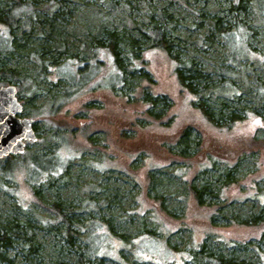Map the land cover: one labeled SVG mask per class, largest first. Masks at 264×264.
<instances>
[{
  "label": "rangeland",
  "instance_id": "rangeland-1",
  "mask_svg": "<svg viewBox=\"0 0 264 264\" xmlns=\"http://www.w3.org/2000/svg\"><path fill=\"white\" fill-rule=\"evenodd\" d=\"M34 2L39 21L24 50L49 37L65 47V55L51 57L56 61L44 72L21 48L0 57V68H16L24 77V84L3 85L24 89L18 90L19 117L35 121L38 138L27 142L25 163L19 161L16 169L5 157L0 160V225L24 230L9 232L0 264H219L206 261L219 254L237 263L264 264V228L251 220L264 217V0L255 6L254 0H64L52 18L47 0ZM151 16L170 26L168 55L154 50L150 56L148 39L134 29L150 32ZM113 28L126 40L140 41L137 70L120 54L119 71L98 43L103 30ZM222 30L240 49L236 58ZM73 54L84 69L66 65ZM176 68L186 77L189 68L197 70L199 79L193 81L200 85L194 92L205 86L216 90L217 98L202 101L224 115L234 112L236 120H223L226 127L208 122L194 104L196 94L181 86ZM146 71L159 96L153 115L134 103L140 86L148 98L153 95ZM119 73L121 87L115 85ZM73 74L80 82L58 107ZM162 109L167 113L157 116ZM189 125L193 147L187 156L177 155V144L169 152L177 132ZM126 128L129 138L119 136ZM38 156H48L53 167L63 165L62 171L46 175ZM192 186L204 190L199 198ZM56 202L77 232L69 239L68 225L51 209Z\"/></svg>",
  "mask_w": 264,
  "mask_h": 264
},
{
  "label": "trees",
  "instance_id": "trees-1",
  "mask_svg": "<svg viewBox=\"0 0 264 264\" xmlns=\"http://www.w3.org/2000/svg\"><path fill=\"white\" fill-rule=\"evenodd\" d=\"M64 1V0H47V3L45 5V10L48 11L46 13H50L51 16L49 18L55 17V15L57 14V12H54L55 7H57L58 3ZM257 0H254L253 6H255V2ZM34 4V5H33ZM38 8L35 6V2L34 0H2V3L0 4V57L4 56H9L12 55L13 52L19 51V49L21 48V50L25 51L23 47H26L27 44L29 43V41L27 42V40L29 39L28 37H30L31 33H32V27L35 24V22L39 21L38 18ZM107 14V13H106ZM109 15V14H107ZM40 23H47L48 19H45V21L43 19H40ZM137 26V24H136ZM150 28L148 32V30H144L141 27H134V29H138L139 31L142 32V34L148 39V49L152 52L150 56L153 55V51L154 50H158V51H162L164 54H170V50L172 48L171 46V41L167 38V34L168 31L170 29V26L164 21H157L155 20V18L153 16H151L150 18ZM103 36H104V40H100L98 41V43L104 48V50L109 51L107 53H110L113 58L115 59L116 63H118L120 70L123 72V68H122V59L120 58V54L125 55V57H128L132 60L133 64L137 63L136 60H139V51H138V45H140V41L139 40H134L133 38L130 40L127 38L126 40V36H124L123 32H119V30L113 28V30H103ZM225 40L227 41V43H229V45L231 46V50H232V54L233 56H235L236 58V53L239 52L240 53V49H236V46L232 43V39L230 40L231 35L229 34L228 36L225 35V30L221 31ZM125 34V33H124ZM125 38V39H124ZM49 37H45L42 40V43L40 46H37L35 49H29V51H25L33 60V62L35 63V65L37 67H41L44 70H46L48 68V64H54L56 60H58L60 57H64L65 55V47H63L60 43L56 42V41H49ZM21 41H23V44L21 43ZM107 43V44H105ZM130 43V44H128ZM107 45V46H105ZM130 46V47H128ZM126 47V48H125ZM124 49H127L124 51ZM53 52H57V55H53L50 53ZM88 53L91 55L92 59L96 58V53L95 52H89ZM50 55V56H49ZM54 60L53 62V59ZM143 60V58L141 59V61ZM241 59L239 58L236 61H240ZM81 60L78 57V54H73V56L71 58H67L66 60V65H74V66H83L84 69V62H80ZM96 63H101L100 66H103L105 63L104 61H100V59H95L94 60ZM94 62V63H95ZM188 65V64H187ZM35 66V67H36ZM135 70H137L138 66L135 64ZM49 69V68H48ZM139 69H143L142 67ZM177 68H176V72H177ZM53 71V70H52ZM188 71L190 72V76L186 77L184 76L183 72L181 71V69L179 68V72L176 73V76L178 78L179 76V80L181 83V86L183 88H185V91L188 92H192L194 94H196L195 96L198 97L197 98V102L195 101L194 104L197 103L201 115L211 124H213L214 126L217 127H221L225 124H221V122L223 120H229V121H235L236 120V116L234 112H231L229 114H223L222 112L220 113V111L218 109H213V106H209L208 103H204V101H202V99H206V98H217L219 96V93L216 92V90H207V86H205L204 89L194 92V90L196 89L195 87H199L200 82H194L196 80L199 79V73L197 70H191V68L188 69ZM42 72V73H43ZM81 80H83L84 75L85 74H81ZM120 77L118 78L119 80L115 83V85L121 87L120 85V79L123 78V74L119 73ZM44 76V74L42 75ZM150 76V71H146L145 73V84H149L148 86H151L152 89L154 88V92H150L153 95L150 96V98H148L147 95V91L145 90L144 86H140L138 88V95H135L136 100L134 101V103H136V106H142V110L143 112H147L150 115H153L154 111L153 109L155 108V100L158 101L159 96L158 94H156V89H155V83L156 80L155 78H153L151 80ZM24 77L22 78L20 73L18 72V70L16 68H12V67H6V66H2L0 68V84L2 86L4 82L6 83H10V82H20L22 84H24L25 81H23ZM189 79H191L192 81H189ZM188 80V81H187ZM194 80V81H193ZM126 81V80H124ZM80 80L78 78L77 75H69V79H67V83L68 86L67 88L64 89L63 94L61 96H59V100L62 102L59 104L58 107H62L66 104L67 101H69L75 92V83L79 84ZM154 84V85H153ZM1 86V87H2ZM21 89V91H23L24 89L22 88H18V90ZM151 89V90H152ZM191 89V90H190ZM117 90V89H116ZM114 90V92L116 93L117 96H122L123 98H127V102L131 101L130 99L132 98L130 95L124 96V94L121 92H118ZM82 94V93H81ZM225 97H233L232 94H225ZM154 97V98H153ZM126 100V99H125ZM94 102V101H93ZM129 104V103H128ZM52 105H54V103H52ZM213 109V110H212ZM163 113H167L164 112V110L162 109L160 112L157 113V116L161 117V115ZM142 124V123H141ZM139 123V126H142ZM131 127V126H130ZM194 128V126L189 125L188 127L181 129L177 132V140L175 144H170L168 145V151L169 152H173L174 150V146L176 145L177 149H179L178 154L177 155H185L186 151L188 148L193 147L192 145L189 146V139H190V134H191V130ZM35 129V128H34ZM70 128H68L69 130ZM143 129V128H142ZM129 131L128 130H123L121 132V136L123 137H127L129 138V136L127 135ZM108 134V133H107ZM111 134V133H110ZM139 134V133H138ZM112 135V134H111ZM203 142V141H202ZM200 145L196 144V148L200 149ZM195 148V149H196ZM250 150H254L255 148L253 147H247ZM243 153H245L246 151H242ZM23 155L14 157V156H9L7 158H5L6 160V165H11L13 169H16L19 166V161H23V164L25 163V160L22 157ZM43 159V161L46 163V167H47V172L46 175H54V173L56 172H60V170L64 167L61 166V169H59L57 166L53 167L54 165L52 164V160H50L48 158V156H38V158ZM173 159H177V157L173 158ZM172 159V160H173ZM1 160V159H0ZM9 162H11V164H8ZM60 165V163H59ZM62 171V170H61ZM59 175V174H58ZM228 178H230V174H227ZM229 181V179H228ZM227 182V181H224ZM227 184H229V182H227ZM192 191L195 192V194L197 195V197L199 198V195L201 194L202 190H197L196 187L192 186ZM62 208V205L60 202H56L53 203L51 209L53 211L56 212L57 214V218L60 217V219H62L68 226H67V231H66V235H67V239L71 238L74 236V234H77V232H75L74 230H71L70 226L72 225V222L67 218V214H62L60 212ZM98 209V208H97ZM253 222H258L259 224V229L264 228V217L262 215H258L256 217H253V219H251ZM10 231L12 232H16V231H24L21 230L20 226L18 225H13L11 223H8L7 225H0V247L3 246L4 243L8 242L10 240V236L13 233H9ZM89 250V255H92ZM206 261L209 262H218L220 263H226V264H244V263H237L239 261L235 260V259H226L224 260V258L222 256L219 255H210L208 257H206ZM225 261V262H222ZM31 262L33 263V260L31 259ZM79 264H85L84 262L80 261Z\"/></svg>",
  "mask_w": 264,
  "mask_h": 264
},
{
  "label": "water",
  "instance_id": "water-1",
  "mask_svg": "<svg viewBox=\"0 0 264 264\" xmlns=\"http://www.w3.org/2000/svg\"><path fill=\"white\" fill-rule=\"evenodd\" d=\"M18 89L14 85L0 87V159L20 156L27 142L38 140L35 121L20 118L23 106L17 99Z\"/></svg>",
  "mask_w": 264,
  "mask_h": 264
},
{
  "label": "flooded vegetation",
  "instance_id": "flooded-vegetation-1",
  "mask_svg": "<svg viewBox=\"0 0 264 264\" xmlns=\"http://www.w3.org/2000/svg\"><path fill=\"white\" fill-rule=\"evenodd\" d=\"M129 129V128H128ZM127 128L126 129H123V130H128ZM121 132H122V130H120V135L119 136H121ZM121 137H123V136H121Z\"/></svg>",
  "mask_w": 264,
  "mask_h": 264
},
{
  "label": "bare ground",
  "instance_id": "bare-ground-1",
  "mask_svg": "<svg viewBox=\"0 0 264 264\" xmlns=\"http://www.w3.org/2000/svg\"><path fill=\"white\" fill-rule=\"evenodd\" d=\"M17 99H18V101H19V98H18V92H17ZM19 103L21 104V102L19 101ZM22 105V104H21ZM23 106V105H22Z\"/></svg>",
  "mask_w": 264,
  "mask_h": 264
}]
</instances>
